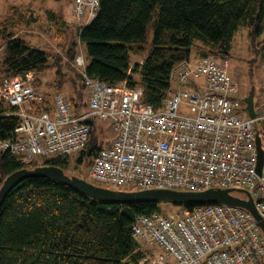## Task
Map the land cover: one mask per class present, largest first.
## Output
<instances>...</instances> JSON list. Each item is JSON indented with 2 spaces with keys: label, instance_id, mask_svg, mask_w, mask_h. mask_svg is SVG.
<instances>
[{
  "label": "built area",
  "instance_id": "2783aa9c",
  "mask_svg": "<svg viewBox=\"0 0 264 264\" xmlns=\"http://www.w3.org/2000/svg\"><path fill=\"white\" fill-rule=\"evenodd\" d=\"M100 4L101 0H74L72 13L80 28L97 15ZM74 60L89 89L84 109L61 91L48 95L36 85L34 72L2 78L0 97L16 107L7 114L21 121L13 137L0 136L1 152L24 164L79 155L90 141L91 119L107 121L116 136L110 144L98 146L90 177L128 190L245 189L264 217V164L259 172L256 142L259 133L264 147V63L260 107L255 106L252 117L226 59L204 56L177 64L171 79L178 86L161 107L143 101L142 85H114L89 75L84 52ZM48 97L49 109L27 108ZM240 106L245 109L238 110ZM133 235L140 246L163 249L145 255L139 264H172L169 256L176 258L175 264H264V230L247 208L238 205L154 210L136 218Z\"/></svg>",
  "mask_w": 264,
  "mask_h": 264
},
{
  "label": "trees",
  "instance_id": "16d2710c",
  "mask_svg": "<svg viewBox=\"0 0 264 264\" xmlns=\"http://www.w3.org/2000/svg\"><path fill=\"white\" fill-rule=\"evenodd\" d=\"M57 25L65 32L63 17ZM241 25L250 29L252 43L263 35L264 47V0H101L97 15L78 31L89 75L114 85H142L143 101L161 107L174 89V67L190 59L196 41L204 45L201 57L229 58ZM150 34L149 53L131 65V51L144 50ZM0 38L5 40L0 86L5 75L28 72L35 73L40 86L38 74L50 64L48 51L10 30L7 21L0 23ZM77 44L73 41L67 50L74 59ZM50 107L49 97L27 106L35 111ZM15 108L0 97L2 137H13L21 121L18 115L7 114ZM95 128L78 163L93 157L99 146ZM68 163L69 157H47L24 164L9 152H1L0 187L18 169L38 164L66 169ZM235 193L245 196L242 191ZM160 206L151 201L103 202L51 177H26L7 192L0 205V264H139L146 253L133 235V223L139 215L161 210Z\"/></svg>",
  "mask_w": 264,
  "mask_h": 264
},
{
  "label": "rangeland",
  "instance_id": "374dc122",
  "mask_svg": "<svg viewBox=\"0 0 264 264\" xmlns=\"http://www.w3.org/2000/svg\"><path fill=\"white\" fill-rule=\"evenodd\" d=\"M73 3L74 0H0V23L7 21L10 30H14L31 44L47 50L50 54V64L38 74L42 89L49 91L48 93L61 91L70 99L73 97L80 105L79 107L84 109L87 107L89 89L83 83L74 58L67 53L71 43L77 41V54L84 52L87 57L85 45L79 39L78 30L81 24L72 13ZM60 17H63L67 22L65 32L58 28L57 20ZM250 34V29L247 26L241 25L238 28L234 35L233 48L228 59L231 62L233 73L240 81L243 98L248 96L252 86H255V106L259 109L261 99L260 81L264 63V47L261 42L263 35L258 37L255 43H252ZM198 41L200 42V40ZM4 42L5 40L0 38V49L2 51ZM151 47L152 35L150 34L144 50L131 51V65L142 61ZM223 60L225 59L223 58ZM34 78L36 79L35 73ZM135 78L139 79L140 75L135 73ZM244 107H246V104ZM244 107L240 106L238 110L243 111ZM94 127H96L95 136L100 146L110 144L116 136L110 122L95 119ZM77 157L78 154L69 156V163L65 172L87 178L98 185L104 184L88 174L93 157L85 158L81 163L77 162ZM0 175H2L1 166ZM160 205L163 212L177 211L181 208L180 205L167 201L160 202ZM140 247L144 249L146 255L163 251L159 245L154 244ZM168 260L172 264L177 262L173 256H169Z\"/></svg>",
  "mask_w": 264,
  "mask_h": 264
},
{
  "label": "water",
  "instance_id": "95a60500",
  "mask_svg": "<svg viewBox=\"0 0 264 264\" xmlns=\"http://www.w3.org/2000/svg\"><path fill=\"white\" fill-rule=\"evenodd\" d=\"M255 86L253 85L248 96L245 97L247 110L249 115L255 117ZM258 147V170L264 164V147L262 145V137L259 133L256 135ZM29 176H45L57 179L61 182L69 184L89 196L108 203L123 202L132 203L136 201L151 202H172L181 204H206V203H226L230 205H238L247 208L257 219L258 224L264 230V217L258 211L252 194L245 189L232 188H209L205 190H177L169 188H147V189H116L108 186L98 185L87 178L78 175H70L65 169L54 164L36 165L32 168L24 167L11 172L4 179L0 187V205L7 192L19 181ZM235 191H242L247 197L240 196Z\"/></svg>",
  "mask_w": 264,
  "mask_h": 264
},
{
  "label": "crops",
  "instance_id": "0c3cea01",
  "mask_svg": "<svg viewBox=\"0 0 264 264\" xmlns=\"http://www.w3.org/2000/svg\"><path fill=\"white\" fill-rule=\"evenodd\" d=\"M236 33V32H235ZM235 35V34H234ZM233 40H234V37H233ZM232 40V48H233V41ZM204 45H203V43L200 41H196V44H195V46L193 47V49H192V54H191V57H190V59H189V61H191V62H195L197 59H199L200 57H201V54H200V50H201V48L203 47ZM226 60L228 61V63H229V68H230V71L233 73V70H232V66H231V62H230V60L228 59V58H226ZM233 75H234V77L236 78V75L233 73ZM263 75V74H262ZM262 75H261V80H262ZM199 81V80H198ZM240 82V81H239ZM172 83H173V87H176V86H178V83L176 82V81H172ZM260 83H261V81H260ZM175 85V86H174ZM189 85V84H188ZM193 85V84H192ZM241 85V84H240ZM40 88H42L41 86H39ZM44 90V89H43ZM241 91V90H240ZM47 93L49 92V91H46ZM241 94V93H240ZM242 95V94H241ZM243 96V95H242ZM71 99H74L73 97L71 98ZM72 101V100H71ZM78 104V103H77ZM78 106H80V105H78Z\"/></svg>",
  "mask_w": 264,
  "mask_h": 264
},
{
  "label": "bare ground",
  "instance_id": "6f19581e",
  "mask_svg": "<svg viewBox=\"0 0 264 264\" xmlns=\"http://www.w3.org/2000/svg\"><path fill=\"white\" fill-rule=\"evenodd\" d=\"M245 100V99H244ZM246 102V101H245ZM246 106H247V103H246Z\"/></svg>",
  "mask_w": 264,
  "mask_h": 264
}]
</instances>
